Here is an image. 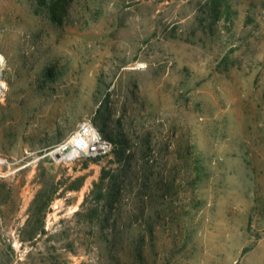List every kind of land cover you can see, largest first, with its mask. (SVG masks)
I'll return each instance as SVG.
<instances>
[{"label":"rangeland","instance_id":"rangeland-1","mask_svg":"<svg viewBox=\"0 0 264 264\" xmlns=\"http://www.w3.org/2000/svg\"><path fill=\"white\" fill-rule=\"evenodd\" d=\"M0 54V264H264V0H0Z\"/></svg>","mask_w":264,"mask_h":264},{"label":"bare ground","instance_id":"bare-ground-1","mask_svg":"<svg viewBox=\"0 0 264 264\" xmlns=\"http://www.w3.org/2000/svg\"><path fill=\"white\" fill-rule=\"evenodd\" d=\"M5 58L0 54V68L4 65ZM7 84L0 79V98H2ZM102 141L100 133L94 125L87 124V128L82 131H76L64 143L54 149L52 155L59 154L58 160L75 159L90 151H96L101 148Z\"/></svg>","mask_w":264,"mask_h":264},{"label":"built area","instance_id":"built-area-1","mask_svg":"<svg viewBox=\"0 0 264 264\" xmlns=\"http://www.w3.org/2000/svg\"><path fill=\"white\" fill-rule=\"evenodd\" d=\"M87 124H89L88 122H85V123H83L82 125H81V128H80V130L82 131L83 129H86L87 128ZM101 137V136H100ZM102 141V140H101ZM102 147L101 148H99V149H102V148H104L105 147V144H104V142L102 141ZM98 150V149H97ZM88 153V152H87Z\"/></svg>","mask_w":264,"mask_h":264},{"label":"water","instance_id":"water-1","mask_svg":"<svg viewBox=\"0 0 264 264\" xmlns=\"http://www.w3.org/2000/svg\"><path fill=\"white\" fill-rule=\"evenodd\" d=\"M55 155H59V154H55Z\"/></svg>","mask_w":264,"mask_h":264}]
</instances>
